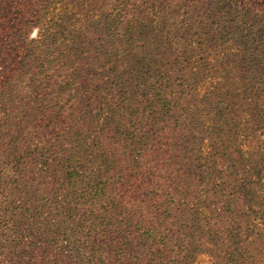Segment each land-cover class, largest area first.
<instances>
[{"label":"trees","instance_id":"trees-1","mask_svg":"<svg viewBox=\"0 0 264 264\" xmlns=\"http://www.w3.org/2000/svg\"><path fill=\"white\" fill-rule=\"evenodd\" d=\"M246 1L38 0L0 37V264H264Z\"/></svg>","mask_w":264,"mask_h":264},{"label":"rangeland","instance_id":"rangeland-1","mask_svg":"<svg viewBox=\"0 0 264 264\" xmlns=\"http://www.w3.org/2000/svg\"><path fill=\"white\" fill-rule=\"evenodd\" d=\"M37 2L38 0H0V18L3 20L0 21V37L2 40L8 30L11 32L12 29L14 31L15 28L19 27L23 17H26V19L32 18L38 9L36 7ZM246 2L259 6L264 5V0H247ZM38 32L37 28L30 30V38H34ZM6 60H9V58H6Z\"/></svg>","mask_w":264,"mask_h":264}]
</instances>
